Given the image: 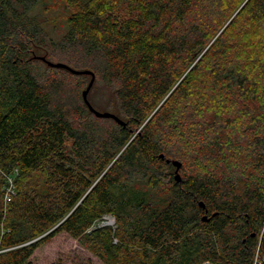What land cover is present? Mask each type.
I'll return each mask as SVG.
<instances>
[{
	"label": "trees",
	"instance_id": "trees-1",
	"mask_svg": "<svg viewBox=\"0 0 264 264\" xmlns=\"http://www.w3.org/2000/svg\"><path fill=\"white\" fill-rule=\"evenodd\" d=\"M42 1L0 0V264H264V0Z\"/></svg>",
	"mask_w": 264,
	"mask_h": 264
},
{
	"label": "rangeland",
	"instance_id": "rangeland-1",
	"mask_svg": "<svg viewBox=\"0 0 264 264\" xmlns=\"http://www.w3.org/2000/svg\"><path fill=\"white\" fill-rule=\"evenodd\" d=\"M35 11L48 20L46 29L56 39L65 32L66 11L59 0H43L36 6ZM107 216H104L97 224L99 226L104 224L113 226L114 218H111L110 221L106 218ZM54 262H62L64 264H102L95 256L80 246L75 239L65 233L55 236L52 241L38 248L34 252L30 264H51Z\"/></svg>",
	"mask_w": 264,
	"mask_h": 264
},
{
	"label": "water",
	"instance_id": "water-1",
	"mask_svg": "<svg viewBox=\"0 0 264 264\" xmlns=\"http://www.w3.org/2000/svg\"><path fill=\"white\" fill-rule=\"evenodd\" d=\"M49 65L51 66H55V67H61V68H65V69H68L69 71H71L72 73H76V74H88L91 76L90 78V81L88 83V85L86 86V88L83 90L82 92V97H83V100L84 102L86 103V105L88 106V108L97 116H101V117H111L115 120H118V118L113 114V113H110L108 111H105V112H102V111H98L96 110L92 105L91 103L89 102L88 100V92H89V89L91 88L92 84H93V81H94V73L91 72L90 70H76L74 68H71L70 66L64 64V63H53V62H50L48 61L47 62ZM161 157H163V154H160ZM167 162H171L172 165L175 166V175H174V178L176 181H179L180 180V174L178 173V169L179 167L181 166V162L176 160V159H173V160H169V159H166ZM199 205L201 207L204 206L203 202L202 201H199ZM203 219L204 220H207V218L205 217V215L203 216Z\"/></svg>",
	"mask_w": 264,
	"mask_h": 264
},
{
	"label": "built area",
	"instance_id": "built-area-1",
	"mask_svg": "<svg viewBox=\"0 0 264 264\" xmlns=\"http://www.w3.org/2000/svg\"><path fill=\"white\" fill-rule=\"evenodd\" d=\"M108 220H110L111 221V218H113L112 216H110V215H108L107 217H106ZM256 264H259V262L258 261H256Z\"/></svg>",
	"mask_w": 264,
	"mask_h": 264
}]
</instances>
